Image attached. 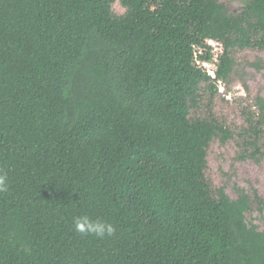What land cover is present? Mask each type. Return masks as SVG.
<instances>
[{
  "label": "trees",
  "instance_id": "trees-1",
  "mask_svg": "<svg viewBox=\"0 0 264 264\" xmlns=\"http://www.w3.org/2000/svg\"><path fill=\"white\" fill-rule=\"evenodd\" d=\"M246 49L264 0H0V264H264V198L208 171L264 160V98L214 110Z\"/></svg>",
  "mask_w": 264,
  "mask_h": 264
},
{
  "label": "rangeland",
  "instance_id": "rangeland-1",
  "mask_svg": "<svg viewBox=\"0 0 264 264\" xmlns=\"http://www.w3.org/2000/svg\"><path fill=\"white\" fill-rule=\"evenodd\" d=\"M231 3L234 10L240 8L244 0H227ZM114 9L120 13L124 12L119 1L114 4ZM236 73L230 88L232 92H228L227 100L222 99L224 95V86H220V95L217 96L214 104L216 116L222 119L226 124L237 129L246 125L244 114L241 113L243 106H251L255 102L256 96L260 95L264 98V70H256L251 63L262 60L264 62V50L246 49L237 52L236 54ZM236 142L232 141L225 146L214 143L212 156L214 164L210 167L209 174L213 177L217 184L223 180L230 181L231 185L238 181L239 186L250 189V186H255L264 198V160L261 164L249 162L241 167L242 171L238 172L239 176L234 174L226 176L223 171L229 169L231 162L234 161L236 155ZM224 157V159H223ZM217 160V161H216ZM221 162V163H220ZM235 169H230L234 173ZM241 175V176H240ZM234 192L233 189L230 190Z\"/></svg>",
  "mask_w": 264,
  "mask_h": 264
},
{
  "label": "clouds",
  "instance_id": "clouds-1",
  "mask_svg": "<svg viewBox=\"0 0 264 264\" xmlns=\"http://www.w3.org/2000/svg\"><path fill=\"white\" fill-rule=\"evenodd\" d=\"M8 191V177L0 172V193ZM74 229L83 235H94L98 238L111 236L115 233V226L107 221L92 220L87 215L74 219Z\"/></svg>",
  "mask_w": 264,
  "mask_h": 264
}]
</instances>
